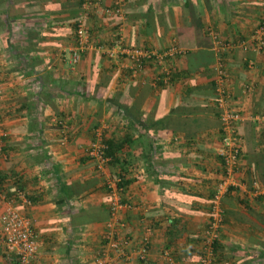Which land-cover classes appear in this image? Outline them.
Wrapping results in <instances>:
<instances>
[{
	"label": "crops",
	"instance_id": "1",
	"mask_svg": "<svg viewBox=\"0 0 264 264\" xmlns=\"http://www.w3.org/2000/svg\"><path fill=\"white\" fill-rule=\"evenodd\" d=\"M112 3L0 0V215L12 208L31 220L40 264H91L104 254L111 189L122 178L126 207L113 220L128 245L110 264H200L223 172L221 66L241 116L240 158L212 264H264V49L252 39L262 1L126 0L121 17L105 15ZM78 21L90 42L72 66ZM117 39L157 53L178 48L163 64L171 80L153 62L133 73L124 58L109 60ZM97 131L130 140L103 170L85 155Z\"/></svg>",
	"mask_w": 264,
	"mask_h": 264
},
{
	"label": "built area",
	"instance_id": "2",
	"mask_svg": "<svg viewBox=\"0 0 264 264\" xmlns=\"http://www.w3.org/2000/svg\"><path fill=\"white\" fill-rule=\"evenodd\" d=\"M263 12L258 26L255 29L252 39L255 41L257 51L264 49V0ZM84 5L89 6L90 0H83ZM126 0H113L112 7L105 9V15L121 17L123 6ZM77 46L71 51L69 62L75 66L80 55L89 47L90 35L85 25L78 21L76 29ZM219 43V41H217ZM221 43H219L220 45ZM245 47V43H242ZM105 56L109 60H115L119 57L124 58L130 63L133 73L141 72L147 63H155L162 67L161 81L166 82L170 78V71L163 67L164 62L175 54H181L176 47H170L162 53L145 50L143 48L127 47L122 44L121 39L114 41V45L105 50ZM248 88V86H246ZM215 102L219 120L221 122L219 133V147L216 149L217 156L222 161V176L215 184L211 206L209 211L208 225L202 236V257L201 264H212V245L218 239V229L222 224L223 209L221 207L222 199L235 185L234 175L240 158V139L237 134V124L241 119L239 112L232 106L230 96L227 92L226 73L219 66L217 78L215 80ZM61 133L64 135L61 145L67 143L66 124L59 121ZM107 145L100 131L95 133L94 140L85 151V155L95 162L98 170L103 168L109 162L105 156ZM111 189V187H110ZM112 200L109 203L110 221L107 222V232L104 235L105 251L100 257L94 258L91 264H110L111 258H118L123 255L127 241L120 237L114 222L115 214L125 205L121 204L117 193L118 188H112ZM147 256V245H143L137 251V259L144 261ZM164 256L169 258L166 252ZM42 262L41 242L36 233L31 220L20 214L17 210L7 208L0 215V264H40ZM52 264H58L53 261Z\"/></svg>",
	"mask_w": 264,
	"mask_h": 264
},
{
	"label": "trees",
	"instance_id": "3",
	"mask_svg": "<svg viewBox=\"0 0 264 264\" xmlns=\"http://www.w3.org/2000/svg\"><path fill=\"white\" fill-rule=\"evenodd\" d=\"M169 80H171V77L169 78ZM128 141H130V140H123L122 142H120L114 138H111V139L105 141L106 145H107V151L105 153V156L109 159V162H114L116 164L119 163V158L117 157V155H118L119 151L124 147V145L128 144ZM124 184L125 183H124V181H122V178H121L120 181L116 184V188L121 189L124 186ZM216 241L212 245V263H213V260H214L213 258L215 255L214 250H215V244L217 243ZM203 255H204V253L202 252V257H203ZM200 264H201V262H200Z\"/></svg>",
	"mask_w": 264,
	"mask_h": 264
},
{
	"label": "rangeland",
	"instance_id": "4",
	"mask_svg": "<svg viewBox=\"0 0 264 264\" xmlns=\"http://www.w3.org/2000/svg\"><path fill=\"white\" fill-rule=\"evenodd\" d=\"M59 254H61L63 257H66L67 254H63V252H60ZM62 264H71V263H62Z\"/></svg>",
	"mask_w": 264,
	"mask_h": 264
}]
</instances>
